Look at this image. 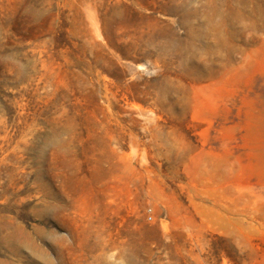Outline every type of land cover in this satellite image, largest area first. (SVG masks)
<instances>
[{"label":"rangeland","instance_id":"rangeland-1","mask_svg":"<svg viewBox=\"0 0 264 264\" xmlns=\"http://www.w3.org/2000/svg\"><path fill=\"white\" fill-rule=\"evenodd\" d=\"M0 264H264V0H0Z\"/></svg>","mask_w":264,"mask_h":264}]
</instances>
